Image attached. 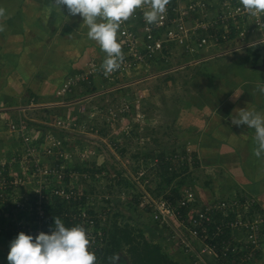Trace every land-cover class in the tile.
<instances>
[{"label": "built area", "instance_id": "2783aa9c", "mask_svg": "<svg viewBox=\"0 0 264 264\" xmlns=\"http://www.w3.org/2000/svg\"><path fill=\"white\" fill-rule=\"evenodd\" d=\"M258 32H264V16H250L243 10L240 0H169L162 20L152 25L146 23L143 12L137 9L122 22L119 30L124 55L120 68L105 76L100 65L106 53L101 50L99 58L93 59L82 72L69 77L57 89L56 96L60 101L53 106L68 105L67 97L86 83L99 86V81H114L156 65L179 63L182 69L207 61L211 57L206 55L212 49L226 47L229 51H237L250 48L256 42L248 41ZM5 124L20 138L25 149L0 162V234L4 231H11L16 236L20 232L33 236L40 232L51 234L44 229L51 199L54 196L69 199L74 193L70 196L68 187L50 184L52 180L62 184L68 177H76L78 172L66 173L65 165L49 166L48 158L42 157L41 150L33 145L37 137L32 136L33 131L25 119L13 121L7 118ZM47 125L64 132L87 128V124L79 123L71 116L58 115L51 116ZM48 134L44 138L48 143L44 154L58 161L72 160V147L68 145L70 152H67L57 135ZM165 160L172 162L171 170L177 164L197 163L190 147ZM134 182L137 184L138 180L134 179ZM24 188H31L34 194L30 201L15 195ZM196 188L189 184L178 194H172L169 189V194L160 196L151 195L147 189L139 193L140 207L150 214L149 227L164 239L169 255L178 264H254L264 252V210L257 198L245 192H234L226 197L205 199ZM133 196L131 190L122 193L123 198L132 199ZM106 214L101 213L96 218L103 223ZM81 218L94 231L95 235L91 232L90 238H95L93 243L97 250L103 231L96 230L95 218L87 212H83Z\"/></svg>", "mask_w": 264, "mask_h": 264}, {"label": "rangeland", "instance_id": "374dc122", "mask_svg": "<svg viewBox=\"0 0 264 264\" xmlns=\"http://www.w3.org/2000/svg\"><path fill=\"white\" fill-rule=\"evenodd\" d=\"M248 42L256 44L237 51H229L226 47L212 49L206 55L210 59L182 69L179 63L173 66L156 65L150 70H140L114 81H100L99 87L91 90V99L85 102V112L79 117L82 123L87 124L85 130L64 132L43 127L36 132L38 136L33 145L41 150L42 157L48 158L46 162L49 166L57 161V158L44 154L48 145L44 138L51 130V135H57L66 150L68 145L72 147L73 159L64 162V171L79 173L76 177H68L65 185V181L61 184L53 180L50 185L68 187L70 196L74 193L75 201L86 190L89 194L96 193L98 197L93 205L98 206L97 212L102 213V207L107 214L112 212L111 221L123 229H132L137 241L160 245L167 253L166 242L148 226L149 216L142 207L129 206L127 198L119 197L118 191L129 188L134 198L147 189L155 196L161 190L164 177L152 165L150 155L166 153L171 157V154L183 152L187 147L193 153L198 151L201 135L212 117L220 111H229L239 96L264 82V32H258ZM229 122L236 126L230 119ZM240 128L239 125L236 129ZM9 139L8 133L1 127L0 158L12 157L14 150ZM51 154L55 155L54 152ZM194 164H177V169H189L184 174H187L190 183L197 189H206L202 197L208 199L215 194L226 195V190H222L230 187L231 179L224 172L210 170L201 163L199 167ZM143 172L145 174L140 177ZM134 179L139 183L135 184ZM172 187L174 184L169 189ZM169 189L165 194L170 193ZM105 191L107 195L113 193L114 203H120L117 209L112 211L111 205L102 203L104 198L101 194ZM15 195L30 201L34 194L31 188H24ZM88 199V203L80 207L82 212L91 210V196ZM88 231L90 237L91 232L95 235L90 226ZM94 240L90 238L92 251L96 246ZM131 247L126 243L122 247L125 264H131Z\"/></svg>", "mask_w": 264, "mask_h": 264}, {"label": "crops", "instance_id": "0c3cea01", "mask_svg": "<svg viewBox=\"0 0 264 264\" xmlns=\"http://www.w3.org/2000/svg\"><path fill=\"white\" fill-rule=\"evenodd\" d=\"M0 10V128L10 137L13 156L21 154L25 145L11 133L5 124L7 118L25 119L36 137L38 129L50 128L47 124L52 115L71 116L82 123L79 117L85 112V102L91 99V90L99 86L84 84L67 97L66 106H53L60 101L56 92L69 77L99 58L101 48L88 37L83 18L70 15L66 6L60 9L55 0H0ZM260 87L264 82L239 96L229 111L212 117L194 155L198 167L201 163L231 179L230 187L222 190L226 195L206 192L211 198L245 192L256 197L264 210V154L255 155V130L247 125H240L238 130L239 125L229 122L237 108L264 111ZM0 159L8 160L5 156ZM204 191L197 189L201 196ZM16 237L11 231L0 234V264H9V246ZM254 264H264V252Z\"/></svg>", "mask_w": 264, "mask_h": 264}, {"label": "clouds", "instance_id": "9594fccd", "mask_svg": "<svg viewBox=\"0 0 264 264\" xmlns=\"http://www.w3.org/2000/svg\"><path fill=\"white\" fill-rule=\"evenodd\" d=\"M169 0H55L67 12L83 18L88 37L95 41L106 55L100 67L107 76L120 68L124 60L119 30L137 9L143 12L148 25L158 24L167 11ZM243 10L250 16H264V0H240ZM2 12V10H0ZM264 94V87L259 88ZM235 125H247L255 130V155L264 154V111L237 108L231 117ZM120 253L110 257L117 264ZM9 264H96L97 256L90 249V233L83 225L66 226L55 217L51 234L40 232L33 236L20 232L9 246Z\"/></svg>", "mask_w": 264, "mask_h": 264}, {"label": "trees", "instance_id": "16d2710c", "mask_svg": "<svg viewBox=\"0 0 264 264\" xmlns=\"http://www.w3.org/2000/svg\"><path fill=\"white\" fill-rule=\"evenodd\" d=\"M80 119V118H79ZM174 154V153H173ZM172 155V154H171ZM169 155H166V153H161L159 155H150L152 165L157 168L159 172L163 175V184L161 187V190L155 193V196H160L165 194V191L170 188L171 185L174 184V187H172L171 193L172 194H178L180 192V189L184 186H188L190 183L187 174H184L186 172V169L180 171L176 169L175 167L171 170L172 162H166L165 158ZM158 161V163H156ZM64 160H57L54 163V166L56 165H64ZM78 172V171H77ZM67 179L64 183H68ZM129 182V179H125V181ZM78 190V187H76ZM130 190L129 188H126L125 190L118 191L119 197H121L122 193L124 191ZM116 191H114L115 193ZM108 193L105 191L103 194V201L102 203H108L112 207V211L117 209V207L120 205L119 202L114 203L113 196H111L113 193H110L111 195H107ZM91 196V210L87 211V214L93 218H95V226L97 229H102L103 231V237L100 242H98L97 250L94 252L97 256L96 264H111L110 257L114 253H120L119 259H125L122 254V247L126 243L128 245H131L132 249V255L130 258L131 264H178L174 259H171L170 255L167 253H164L162 246L160 245H154L152 243H149L147 241H137V238L133 236L134 231L132 229H123L117 225L116 222L111 221V214L112 212L106 214V221L103 224L100 220H98L96 217L101 214V212L98 211V206L93 205V201L97 200L98 195L96 193H87V190L82 193V196L79 197L77 201H75L74 197H71L69 199L66 198H60L54 196L51 201L50 205L47 209V217L45 220V226L44 229L46 231H51V228L54 226L55 217H60L61 220L66 224V226H75V225H83L86 229H88V225L85 224V222L81 218V214L83 213L82 209L80 208L85 206L88 203V198ZM109 197L106 200V197ZM138 195H135L134 198L130 199L127 198V204L133 208H141L140 202L138 200ZM115 207V208H114ZM86 209V208H85ZM103 211L102 214L105 213V209L102 207ZM145 214L149 216L150 221V214L145 208H141ZM76 215V218L74 216ZM77 215H80L79 218H77ZM149 226V222L147 223ZM128 228V227H127ZM97 232V231H96ZM167 247V245H166ZM168 248V247H167ZM133 257V258H132ZM119 262V260H118ZM117 262V263H118ZM119 264H121L119 262Z\"/></svg>", "mask_w": 264, "mask_h": 264}, {"label": "flooded vegetation", "instance_id": "af4514ba", "mask_svg": "<svg viewBox=\"0 0 264 264\" xmlns=\"http://www.w3.org/2000/svg\"><path fill=\"white\" fill-rule=\"evenodd\" d=\"M119 262H120L121 264H125L123 259H119Z\"/></svg>", "mask_w": 264, "mask_h": 264}, {"label": "water", "instance_id": "95a60500", "mask_svg": "<svg viewBox=\"0 0 264 264\" xmlns=\"http://www.w3.org/2000/svg\"><path fill=\"white\" fill-rule=\"evenodd\" d=\"M124 261H125V259H124ZM117 264H119V262Z\"/></svg>", "mask_w": 264, "mask_h": 264}]
</instances>
